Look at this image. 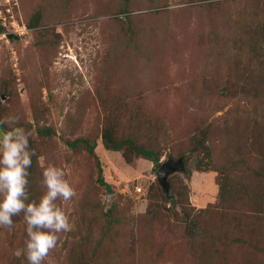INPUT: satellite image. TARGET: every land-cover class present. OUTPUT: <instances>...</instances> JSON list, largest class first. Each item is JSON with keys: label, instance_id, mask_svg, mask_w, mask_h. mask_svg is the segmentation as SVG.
Masks as SVG:
<instances>
[{"label": "rangeland", "instance_id": "rangeland-1", "mask_svg": "<svg viewBox=\"0 0 264 264\" xmlns=\"http://www.w3.org/2000/svg\"><path fill=\"white\" fill-rule=\"evenodd\" d=\"M263 23L264 0H0V119L16 116L31 132L29 199L45 190L49 164L77 193L58 202L73 228L44 264H264V202L244 198L260 157L243 143L253 122L246 112L233 124L229 112L238 95L264 99ZM35 117L51 138L38 137ZM103 134L194 169L170 174L164 192L148 157L126 142L105 148ZM79 139L95 141L110 192ZM111 209L117 220L106 230ZM13 220L0 227V264L22 263L27 225L23 213Z\"/></svg>", "mask_w": 264, "mask_h": 264}, {"label": "clouds", "instance_id": "clouds-1", "mask_svg": "<svg viewBox=\"0 0 264 264\" xmlns=\"http://www.w3.org/2000/svg\"><path fill=\"white\" fill-rule=\"evenodd\" d=\"M31 132L19 126V118L0 119V227L12 229L14 217L23 213L26 221L27 264H44L58 244L60 234L71 231L70 216L58 203L72 200L75 188L66 179L65 170L49 164L42 172L45 189L38 200H31L29 169L36 155L30 148Z\"/></svg>", "mask_w": 264, "mask_h": 264}, {"label": "trees", "instance_id": "trees-1", "mask_svg": "<svg viewBox=\"0 0 264 264\" xmlns=\"http://www.w3.org/2000/svg\"><path fill=\"white\" fill-rule=\"evenodd\" d=\"M126 2H128V0H126ZM210 7H212V5H210ZM126 8H123V11H125ZM128 21L125 23L126 27L129 28V32H131L132 29V21H131V17H128ZM264 23L262 25H260V30L261 32L263 30ZM2 31V28H0V32ZM264 35H262L263 37ZM264 42V39H263ZM262 42V43H263ZM43 43V41H41V44ZM260 47L262 49H264V46ZM228 90H230V87L227 85H223L220 87V91H219V95L220 96H228ZM232 96V95H231ZM250 101V100H249ZM249 101H247V95L241 96L238 95L237 97H235L234 100V105L231 106V108H229V112L231 114H233V124L236 122H242L243 121V115L246 113V116L249 118V121L252 120L253 122V128L254 131L252 133V140H250V142L248 141H244L243 143L248 146L249 148H251V151L253 149H255L256 151L259 152L260 157L258 159H256L257 163L255 164V166L253 168H251L249 175L246 178V190L247 192L244 194V198H246L247 196L250 197V202L253 205H257L258 204H262L264 202V194L262 192H264V151L262 152V149L264 148V99L259 97L258 93L256 95V97L251 100L250 104ZM33 109H34V105H33ZM253 113H251V111ZM244 113V114H243ZM35 123H36V127H35V132L38 135V137H42V138H51L53 135L54 130L51 129L49 126H46L45 124H41L37 118L35 117ZM197 131L194 133V136L192 135L191 138V144L189 147V152H191V154L196 153L198 147V142L199 140H201V138L199 137V134H207V128L205 127V129H196ZM248 137V136H247ZM82 142H84L87 145V151L88 153L95 158L96 163H97V178L96 181L99 185L104 186L105 189L107 191H111L110 185L104 180V177L102 175V167L100 165V161L97 157V155L94 152V148H95V141H93L92 143H89L86 139H79ZM78 141V139H73V140H69L66 139L64 140V142L69 145L70 147H75L76 142ZM126 142L130 147H132L134 149L135 152L148 157L153 165L155 167H158L160 165V161L158 159L157 156V152H155L154 150L151 149H147L145 147H142L140 145H135L134 141L130 138H126L119 142H117L116 144H112L109 141V138H107L106 134L102 135V143L104 145L105 148L107 149H112V150H119L120 145ZM186 141H184L183 143H185ZM235 146H241V144H239V142L235 143ZM240 150V149H238ZM183 152H180V154ZM175 159V158H174ZM193 161H194V157H193ZM241 161H243L241 159ZM32 168V166H31ZM29 169V173L32 172V169ZM196 168V167H195ZM194 169V167L192 166H186V170H184L183 172L185 173V175H189L190 170ZM189 171V172H188ZM31 177V173L29 178ZM169 179V176H168ZM30 180V179H29ZM169 182V180H168ZM170 185V182H169ZM222 194L223 192H221L219 199L222 198ZM231 198V197H229ZM168 201L171 204H174V199L172 198V196H169ZM208 206H212L211 204H209ZM216 205H213V207ZM257 207V206H255ZM151 211V210H149ZM239 210H235L232 211L233 215H238L241 218H247V219H251L252 217L254 218H258V214L254 213V212H245L242 211L241 213L237 212ZM103 216V215H102ZM102 216H98L99 219H101L100 217ZM104 224L102 226H104V229L108 230L110 229L114 223L116 222L115 220H117V218L114 219L113 213H112V209L109 210L108 213L104 214ZM96 221V218H95ZM111 230H109L110 232ZM208 235L211 236V233L208 232ZM189 236L191 237L190 239V244L191 246H195L197 244V239L194 235V233L192 231L189 232ZM213 236V235H212ZM214 237V236H213ZM201 243H203V241L201 240ZM20 257H22L20 260H22L21 264H25L27 262L25 256L22 254Z\"/></svg>", "mask_w": 264, "mask_h": 264}, {"label": "water", "instance_id": "water-1", "mask_svg": "<svg viewBox=\"0 0 264 264\" xmlns=\"http://www.w3.org/2000/svg\"><path fill=\"white\" fill-rule=\"evenodd\" d=\"M184 160L182 157L176 159L168 158L166 161L161 162L156 170V178L164 192L169 191L168 176L176 171H184Z\"/></svg>", "mask_w": 264, "mask_h": 264}]
</instances>
